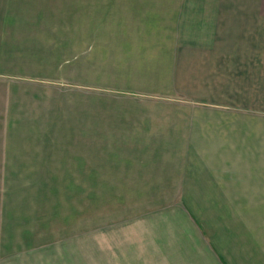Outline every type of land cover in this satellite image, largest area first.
<instances>
[{
  "label": "crops",
  "instance_id": "obj_1",
  "mask_svg": "<svg viewBox=\"0 0 264 264\" xmlns=\"http://www.w3.org/2000/svg\"><path fill=\"white\" fill-rule=\"evenodd\" d=\"M0 144L151 203L127 259L264 264L237 217L264 211V0H0Z\"/></svg>",
  "mask_w": 264,
  "mask_h": 264
},
{
  "label": "rangeland",
  "instance_id": "obj_2",
  "mask_svg": "<svg viewBox=\"0 0 264 264\" xmlns=\"http://www.w3.org/2000/svg\"><path fill=\"white\" fill-rule=\"evenodd\" d=\"M69 147L72 145L0 144V174L5 168L15 173L12 181L19 185V196L1 193L7 195L12 206L16 202L20 205L16 209L10 202L8 207L0 203V215L4 216V220L0 219V264H164L155 259L130 260L124 254L125 244L132 238L130 249L139 247L141 231L146 238L151 237L147 229L140 230L139 222L142 207L148 211L152 204L146 202L143 206L141 199L128 203L131 198L94 197L91 189L82 190L76 180L61 173L65 166L59 158ZM11 179L5 182L6 190ZM87 184L92 188L91 181ZM240 208L250 209L246 204ZM237 217L264 243V211L238 212ZM137 255L140 256L135 249L133 257Z\"/></svg>",
  "mask_w": 264,
  "mask_h": 264
}]
</instances>
